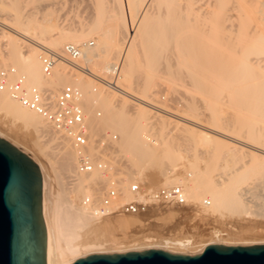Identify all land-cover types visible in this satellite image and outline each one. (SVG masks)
Masks as SVG:
<instances>
[{"label": "bare ground", "instance_id": "1", "mask_svg": "<svg viewBox=\"0 0 264 264\" xmlns=\"http://www.w3.org/2000/svg\"><path fill=\"white\" fill-rule=\"evenodd\" d=\"M79 1L82 0L76 5ZM84 1L94 7L96 20L84 21L74 15L70 21L79 19L74 22L76 26L59 28L51 34V27L40 17L54 5L51 0H0V70L13 71L10 83L23 78L26 87L39 88L50 102H55L64 86L89 88V95L81 91L89 140L86 151L108 168L105 174L98 169L79 173L80 150L71 138L23 107L8 90L0 91V114L6 119L0 116L1 120L9 121L13 134L19 131L21 136L31 138L41 158L29 153L20 140L10 136L11 132L0 129L5 141L33 155L42 173L49 264H73L95 253L140 251V243L125 251L122 241L109 239L114 228L134 225V220L119 218L126 214L99 216L85 200L99 202L114 185L120 191L118 204H122L131 199V182L145 179L159 182L158 186H181L187 204L207 207L206 214L237 216L238 221H243L242 226L233 225V232L228 233L250 239L248 244L240 245L264 244V0ZM62 2L66 5V0H59L58 4L62 6ZM93 35L97 40L95 51L84 42ZM67 41L81 47L78 61L63 55ZM121 46L126 49L122 83L121 87L115 84L116 92L139 106L132 115L125 111V99L66 68L85 73L83 65L93 62L109 73L120 72V65L110 61L120 53ZM45 49H53L59 57L50 76L42 69L41 52ZM88 72L99 78V74ZM159 74L165 77L159 78ZM165 83L181 84L186 89L182 91L180 113L153 100L157 87ZM171 88L174 90V86ZM94 100L104 112L102 122L120 135L114 157L109 150L108 159L99 155L103 151L96 135L101 132H96L102 123L96 121ZM151 109L163 114L158 118L157 132L170 138L155 133L154 139L148 141L144 121L151 117ZM167 122L181 124L182 142L190 144L187 147L196 152L195 158L204 161L203 165L195 164L189 168L190 173L179 174L181 143L176 147L175 139L180 140L171 139L173 134L170 136L165 130L170 125ZM185 127L190 129H185L187 134ZM118 162L122 167H115ZM165 206H170V214L180 207L159 204L150 209L162 214ZM140 241L153 240L144 236ZM216 244L237 245L220 240ZM183 246L198 247L189 253L193 256L201 254L209 243L198 246L189 242Z\"/></svg>", "mask_w": 264, "mask_h": 264}, {"label": "rangeland", "instance_id": "2", "mask_svg": "<svg viewBox=\"0 0 264 264\" xmlns=\"http://www.w3.org/2000/svg\"><path fill=\"white\" fill-rule=\"evenodd\" d=\"M71 1V0H70ZM51 4L54 3V5H51L50 8H48L46 11L43 12L42 15H40L41 17V21L46 23V25L48 27H51V34L56 33L59 28L60 30H64L69 28L68 26L70 25L71 27H73V25L76 26V23H74L75 21L79 20H73L74 22L71 23L70 20H72L75 16V18H81L84 21L89 20L91 22H93L92 18L96 20V15H94L93 8H90V6L88 7L89 3L88 1H79V3L77 5H82V6H77L76 3L78 2V0H73V2H75V4L66 0V5H65V1L62 2L64 4L59 5L58 2L59 0H57V2L55 0H51ZM56 2V3H55ZM61 2V1H60ZM81 3H84L81 4ZM87 3V4H86ZM61 4V3H60ZM65 5V6H64ZM72 7V5H74V7ZM88 8H87V7ZM85 7V8H84ZM79 9V10H78ZM92 9V10H91ZM81 10V11H80ZM79 11V12H78ZM95 11V10H94ZM75 15V16H74ZM70 17V19L68 18ZM73 17V18H72ZM95 17V18H94ZM68 19V20H67ZM63 28V29H62ZM88 38L84 40V42H87L88 44L90 43V48L92 51H95L96 47H97V40L96 38L93 36H87ZM69 44V41L65 42ZM78 45V44H77ZM126 49V46H121V51L118 55H114L111 59V64H119L120 65V72H116V73H109L107 72L105 69H100L99 66L95 65L93 62H89V64H84L83 67L85 68V74L84 72H80V70H73L72 68H70L69 66H67V70L69 72H71L73 75L75 76H79V77H83L86 80H91L93 81V83H95L96 86L103 88L105 91L114 94L115 96H117V98L119 99H125L127 101V106L125 107V111L127 112L128 115H132V113H134L137 109V105H134L133 102H131L128 98H125L122 94H120L117 91L116 85L121 87V83H122V72H121V67H122V63H123V58H124V51ZM53 50V49H51ZM41 54H43V52H41ZM63 55L68 58L69 60L72 61H78V59H70L68 56H66L64 53ZM59 61V60H58ZM61 61V60H60ZM57 64V63H56ZM102 68V67H101ZM90 70V72L92 73H96L99 74V78H94L92 77L91 73H89L88 71ZM105 70V71H104ZM119 73V74H118ZM162 75V74H159ZM160 77H165L164 75L159 76ZM177 77V76H176ZM179 77V76H178ZM177 77V78H178ZM158 78V77H157ZM175 78V76L173 77ZM109 82V84H108ZM120 83V85H119ZM107 84V85H106ZM116 84V85H115ZM163 84V83H162ZM169 83H165V85H161L159 87H157L156 89V94L154 95V99L155 101L159 102V106L167 108L173 112H177L180 113L182 111V107L180 106V102L183 101V95H182V91L186 90L184 87H182L181 84L177 85H170V87L174 86V90L173 88L170 89ZM111 85V86H110ZM115 86V87H114ZM66 87V86H64ZM116 88V89H115ZM63 89V88H62ZM82 91L85 95H89L91 92H89V88L84 89V90H80ZM152 99V98H151ZM94 104H95V114H96V121L98 124H100L102 126V130L100 129L99 131L96 132L100 133L99 137L100 139L103 136H106L108 142L106 144V146H104V148L102 147V151L103 154L99 155H103V159H108V153L109 150L110 152L113 151L112 156L114 157V151H115V147L117 146L118 141L120 140V135L118 134V132L116 131L115 128H112V126L106 125L102 122V119L104 116V112L101 110V108L99 107V104L96 100H94ZM147 107V106H144ZM147 109H150L149 107H147ZM151 113V117L147 120V122L144 121V123H146V135L148 138V141H150L149 139H154V135H157L155 133H158L160 135V133H162L163 135H165V137L167 136V138H170L169 135H166V133L164 132H157V128H158V118L163 115L161 112H158L154 109L149 110ZM1 116V114H0ZM3 117V118H2ZM2 120H6L4 119V116H1ZM0 118V129L1 131L4 129V131L6 130L7 132L5 133H10V136H12L13 138H15L17 141L20 140V143L22 145H24L28 151H30L29 153H32L33 155H36V158L39 156L37 155L38 152L37 150H35V148H33V145L31 144L30 139L31 138H26L24 136H21V134H19L17 132H12V130H9V125L7 121H2ZM166 118V117H165ZM167 119V118H166ZM5 123V125H3ZM169 123V122H167ZM175 123V122H174ZM8 124V125H7ZM170 125L168 126V128L165 126V130L168 132V134L170 133V136L172 137L171 139H173L174 137H178V139L180 141L177 140V138L175 139V141H177L178 143L176 144L178 147L179 145L181 149H179V151L181 152V156L178 164L177 161V168L179 169V174H187L190 173L189 172V168L191 166H194L195 164H202V162L204 163V161H199L198 159L195 158V151L189 150L190 148H188L187 146H190V144H188V142L186 140H183L182 142V137L181 134V130H183V128L181 127V124H176L178 126H174V124L172 125L171 122L169 123ZM7 125V126H6ZM106 125V126H104ZM100 126V127H101ZM157 126V128H156ZM2 127V128H1ZM107 127V128H105ZM175 127H177V129H175ZM182 129H181V128ZM6 128V129H5ZM104 128V129H103ZM112 128V129H111ZM187 127L184 128V130ZM15 129V128H14ZM159 129V128H158ZM180 129V130H179ZM192 129V128H191ZM16 130V129H15ZM14 130V131H15ZM188 130V128H187ZM187 130H185L186 132H184L185 134H187ZM190 130V129H189ZM188 130V131H189ZM16 133V134H15ZM12 134V135H11ZM19 134V135H18ZM15 135V136H14ZM110 135H116L117 136V141H113ZM110 136V137H109ZM20 138V139H19ZM174 141V143H175ZM185 141V142H184ZM185 143V144H184ZM190 143V142H189ZM106 147V148H105ZM178 151V152H179ZM37 152V153H36ZM98 155V156H99ZM41 157V156H40ZM102 157V156H100ZM93 158H96V156H93ZM38 159H41L38 157ZM201 159V158H199ZM201 162V163H200ZM118 162L116 163L115 167H122V165ZM185 168V170H184ZM151 171L147 170L146 174L150 175ZM133 183V182H131ZM141 183H144L145 185L149 186V187H154V186H158L159 182L152 180V179H145L144 181H141ZM206 199H208V197H205ZM190 204H187L185 206H180L177 207L176 209L171 210V212L173 213H169L167 212V210H170V206H165L164 213L160 214L159 212L155 214L152 213L151 209L150 211L147 212V214L145 215H140V216H128V215H119V218H126V219H130V220H134V225H129V226H124V227H116L113 229V231L111 232V236H109V239H118L120 241H122L124 243L122 249H126L125 251H127V249H131L130 246L134 245H138L139 243L141 244V246L138 245V247H140L139 249H141L140 251H144V250H149V249H159V250H175L177 251V253H172V254H181V255H190L189 253L192 252H196L199 248L197 247H192V248H186L183 246V244H188L189 242H195L197 243L198 246L202 245V244H208L209 245H214L216 243L220 241H225L227 243H231V244H248L247 242L250 241V239H246V238H236L231 236L228 232H233L231 229V226L233 225H238L236 227L240 228V225L242 226L243 221H238V217L237 216H229L228 214H225L223 216L220 215H209L206 214V209L207 207H204L203 205L199 204L197 207L193 206ZM172 209V208H171ZM168 213V214H166ZM115 219V218H112ZM241 222V224H240ZM239 223V224H238ZM136 224V225H135ZM231 230H230V229ZM218 231V235H216V232ZM227 233L229 235H227ZM235 233V232H234ZM221 234V236H220ZM144 236L146 237H150L151 240L149 243L147 241L143 242L140 241L144 238ZM129 247H125L126 245ZM250 245H264V244H250ZM137 247V246H136ZM153 247V248H152ZM157 247V248H154ZM189 251V252H188ZM127 252H132V251H127ZM181 252V253H179ZM192 256V255H191Z\"/></svg>", "mask_w": 264, "mask_h": 264}, {"label": "water", "instance_id": "3", "mask_svg": "<svg viewBox=\"0 0 264 264\" xmlns=\"http://www.w3.org/2000/svg\"><path fill=\"white\" fill-rule=\"evenodd\" d=\"M0 264H49L43 176L0 134ZM73 264H264V245H209L201 254L149 249L95 253Z\"/></svg>", "mask_w": 264, "mask_h": 264}, {"label": "built area", "instance_id": "4", "mask_svg": "<svg viewBox=\"0 0 264 264\" xmlns=\"http://www.w3.org/2000/svg\"><path fill=\"white\" fill-rule=\"evenodd\" d=\"M63 53L70 59H78L81 54V47L74 44H66ZM2 56L3 44L0 42V62ZM58 59V54L55 51L49 49L43 50L41 63L45 75H51ZM11 73L13 71L0 70V91L8 90L11 96L23 107L35 112L57 132H61L71 138L75 147L80 150L78 157L79 173L89 174L98 169L105 174L108 170L105 162L101 161V159L93 158L86 151L89 140L85 113L81 105V91L73 86H66L57 96L55 102H50L39 88L26 87L23 78H18L10 83L9 75ZM110 136L113 141H117L116 135ZM107 142L106 136H103L97 141V144L104 148ZM129 191L131 199L122 204H118L120 191L114 185L110 186L99 202L87 198L85 203L92 204L94 212L99 216L144 214L151 207L159 204H175L178 206H185L187 204L183 188L179 185L149 187L145 184L134 182L130 185Z\"/></svg>", "mask_w": 264, "mask_h": 264}]
</instances>
